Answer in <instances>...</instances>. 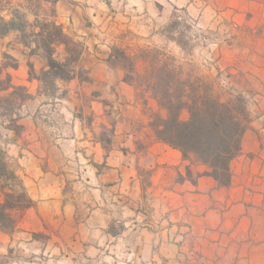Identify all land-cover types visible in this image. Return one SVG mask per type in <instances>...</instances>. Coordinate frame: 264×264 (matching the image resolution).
Segmentation results:
<instances>
[{"label": "rangeland", "instance_id": "1", "mask_svg": "<svg viewBox=\"0 0 264 264\" xmlns=\"http://www.w3.org/2000/svg\"><path fill=\"white\" fill-rule=\"evenodd\" d=\"M13 3L27 8L36 4L29 0ZM210 4L204 0L58 1V22L86 47L79 66L88 70L90 82L76 79L61 84L57 97L63 91L66 97L50 101L39 95V83L33 80L38 86L27 87L35 100L21 111L26 124L21 138L5 130L0 119V148L7 152L12 164L18 165L17 172L34 202L31 209L17 216V227L36 230L34 241L15 235L8 250L0 254V264L144 263L143 245L149 243L151 232L160 229L159 212L152 201L154 197L148 193L150 170L145 167L146 160L139 175L149 201L140 198L135 213L120 204L125 201L119 197L123 194L98 182L99 188L92 179L91 166H97L94 160L101 162L98 158L105 157V153L97 155L96 148L109 149L115 131H120L121 122L126 120L124 127L139 138L138 148L145 149L147 139H151L147 135L152 134L150 109L157 110L155 101L149 100L146 106L130 85L134 103L127 101L126 91L119 84L111 86L106 79H91L88 68L96 65L101 77L110 73L113 81L121 78L122 82L123 71L108 62L114 47L125 49L137 59L144 49L164 50L205 77L223 100L242 94L251 117L260 121L264 137V109L258 110L255 105L261 100L256 76L242 74L230 65V51L241 46L236 40L246 32L233 26V19L222 11L216 15L207 11L205 7ZM41 6L45 8L41 9L44 16L54 5L44 2ZM29 18L32 21L34 17ZM5 54L19 64L17 70L8 69L15 85L29 79V61L34 63L37 74L45 67L42 58L29 57L16 34L0 38V67L7 62ZM143 68V61L138 60V69ZM126 116L131 118L130 123ZM105 162L97 167L100 172L106 168ZM33 188L38 190L36 195ZM49 241H56L57 246L63 243L66 250L48 251Z\"/></svg>", "mask_w": 264, "mask_h": 264}, {"label": "crops", "instance_id": "2", "mask_svg": "<svg viewBox=\"0 0 264 264\" xmlns=\"http://www.w3.org/2000/svg\"><path fill=\"white\" fill-rule=\"evenodd\" d=\"M205 9L213 15L222 11L233 19V26L245 30L246 34L236 40L241 46L230 51V65L242 74L257 77L254 79L260 86L257 96L261 100L255 105L258 110L264 109V0H212ZM88 69L92 80L106 79L111 86L119 84L126 91L127 101L134 103L132 88L121 78L113 81L110 73L101 77L96 65ZM18 85L35 89L38 86L29 79ZM127 118L130 123L131 118ZM124 123L126 120L121 122V130L115 131L108 150L96 148V154L105 153V157L100 155L101 162L94 160L97 166H91L92 179L97 186L99 182L123 194L119 197L125 201L120 204L135 213L140 198L149 201L139 175L146 160L145 167L150 170L148 193L154 197L160 229L151 232L149 243L143 245V264H264V137L260 121L252 117L250 130L243 139V151L232 164L229 188H219L210 177H201L197 182L179 180L180 174L185 176L181 153L158 142L152 134L147 135L151 139H147L148 144L145 142L146 148H138L139 138ZM96 144L100 145V141ZM103 162L106 168L100 172L97 167ZM33 192L36 195L38 190L33 188ZM34 233L35 229L24 226L17 227L12 235L0 233V254L8 250L15 235L34 241ZM47 248L66 250L63 243L57 246L56 241H49Z\"/></svg>", "mask_w": 264, "mask_h": 264}, {"label": "trees", "instance_id": "3", "mask_svg": "<svg viewBox=\"0 0 264 264\" xmlns=\"http://www.w3.org/2000/svg\"><path fill=\"white\" fill-rule=\"evenodd\" d=\"M30 1L36 4L27 8L15 5L13 0H0V38L16 34L30 58L45 61L39 74L34 63L28 62L29 81H38L40 96L57 100L61 84L76 79L90 82L88 70L79 66L86 47L58 22L59 0ZM44 2L54 6L42 16ZM30 15L34 17L32 21ZM172 24L176 27V23ZM4 58L7 62L0 67L1 125L15 138H21L26 132L21 111L35 96L26 86L13 83L8 69L17 70L19 64L8 54ZM138 60L143 61L142 70L138 69ZM108 62L123 71L122 82L134 87L146 106L149 100L156 102L157 110L150 109L149 127L158 142L181 153L185 176L180 174L179 180L197 182L201 177H210L219 188H229L233 180L232 164L243 151V139L252 121L244 96L230 95L223 100L205 77L164 50L147 48L137 59L125 49L114 47ZM65 97L63 91L59 99ZM107 143L110 145L111 141ZM17 171L18 165L12 164L7 152L0 148V233H13L17 216L34 206Z\"/></svg>", "mask_w": 264, "mask_h": 264}]
</instances>
